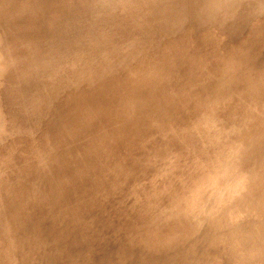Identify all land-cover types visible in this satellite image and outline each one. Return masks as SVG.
<instances>
[{
  "label": "rangeland",
  "instance_id": "1",
  "mask_svg": "<svg viewBox=\"0 0 264 264\" xmlns=\"http://www.w3.org/2000/svg\"><path fill=\"white\" fill-rule=\"evenodd\" d=\"M100 2L0 0L1 264H264V0Z\"/></svg>",
  "mask_w": 264,
  "mask_h": 264
},
{
  "label": "bare ground",
  "instance_id": "2",
  "mask_svg": "<svg viewBox=\"0 0 264 264\" xmlns=\"http://www.w3.org/2000/svg\"><path fill=\"white\" fill-rule=\"evenodd\" d=\"M43 1V0H42ZM78 1V0H77ZM82 1V0H81ZM85 1V0H84ZM94 1V0H93ZM69 2V1H68ZM76 2V1H75ZM102 2H103V0H102ZM102 2H100V3H102ZM41 3H43V2H41ZM72 3V2H71ZM238 3V2H237ZM87 4H89V3H87ZM234 4V3H233ZM247 4H249V3H247ZM238 5V4H237ZM73 6V5H72ZM89 6V5H88ZM64 7H65V5H64ZM78 7V6H77ZM87 7V6H86ZM233 7V6H232ZM71 8H73V7H71ZM236 8V7H235ZM241 9V8H240ZM108 10V9H107ZM111 10V9H110ZM113 10V9H112ZM220 11V10H219ZM247 11V10H246ZM97 12V11H96ZM210 13V12H209ZM242 13V12H241ZM250 13V12H249ZM263 13V12H262ZM220 14V13H219ZM224 14V13H223ZM234 15V14H233ZM231 16V15H230ZM263 16V15H262ZM241 17V16H240ZM239 18V17H238ZM64 20V19H63ZM77 20V19H76ZM248 20V19H247ZM35 22V21H34ZM203 22V21H202ZM205 23H207V22H205ZM33 25H34V23H33ZM42 25V24H41ZM200 25H201V23H200ZM207 26H208V24H207ZM51 33V32H50ZM63 37V36H62ZM107 38V37H106ZM38 39V38H37ZM31 40V39H30ZM33 43V42H32ZM28 44V43H27ZM36 45V44H35ZM80 45V44H79ZM30 46V45H29ZM56 47V46H55ZM38 56V55H37ZM27 61V60H26ZM234 74V73H233ZM240 76V75H239ZM252 87V86H251ZM110 94V93H109ZM105 102V101H104ZM109 102V101H108ZM103 104V103H102ZM104 106V105H103ZM98 108V107H97ZM90 114V113H89ZM100 123H102V122H100ZM90 124H91V122H90ZM99 124V123H98ZM104 124V123H103ZM86 125V124H85ZM98 127V126H97ZM86 128V127H85ZM32 134V133H31ZM229 134V133H228ZM101 138V137H100ZM95 145V144H94ZM238 148V147H237ZM91 152V151H90ZM99 152V151H98ZM93 153V152H92ZM222 158V157H221ZM216 159V158H215ZM80 167V166H79ZM211 180V179H210ZM10 187V186H9ZM49 191V190H48ZM1 198V197H0ZM38 205V204H37ZM36 205V206H37ZM41 206V205H40ZM35 207V206H34ZM20 208V207H19ZM5 210V209H4ZM31 212V211H30ZM45 216V215H44ZM42 219H43V217H42ZM14 220V219H13ZM16 220V219H15ZM8 222V221H7ZM3 236V235H2ZM8 239V238H7ZM1 241V240H0ZM12 248V247H11ZM2 251V250H1ZM8 256V255H7ZM64 259V258H63ZM8 260V259H7ZM10 260V259H9ZM9 262V261H8ZM0 264H1V262H0ZM4 264H5V262H4Z\"/></svg>",
  "mask_w": 264,
  "mask_h": 264
}]
</instances>
